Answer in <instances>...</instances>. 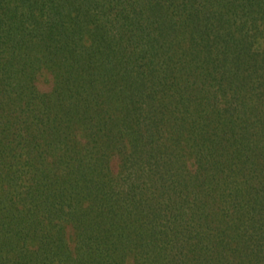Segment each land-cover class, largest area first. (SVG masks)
Returning a JSON list of instances; mask_svg holds the SVG:
<instances>
[{
    "label": "trees",
    "instance_id": "obj_1",
    "mask_svg": "<svg viewBox=\"0 0 264 264\" xmlns=\"http://www.w3.org/2000/svg\"><path fill=\"white\" fill-rule=\"evenodd\" d=\"M0 264H264V0H0Z\"/></svg>",
    "mask_w": 264,
    "mask_h": 264
}]
</instances>
